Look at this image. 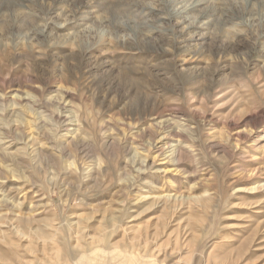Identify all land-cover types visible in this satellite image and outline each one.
<instances>
[{
    "label": "rangeland",
    "instance_id": "374dc122",
    "mask_svg": "<svg viewBox=\"0 0 264 264\" xmlns=\"http://www.w3.org/2000/svg\"><path fill=\"white\" fill-rule=\"evenodd\" d=\"M257 167L264 0H0V264H264Z\"/></svg>",
    "mask_w": 264,
    "mask_h": 264
},
{
    "label": "bare ground",
    "instance_id": "6f19581e",
    "mask_svg": "<svg viewBox=\"0 0 264 264\" xmlns=\"http://www.w3.org/2000/svg\"><path fill=\"white\" fill-rule=\"evenodd\" d=\"M243 134H244V130L243 131L240 130V131L236 132L237 139L243 138L242 137ZM245 175H246L245 180H247L249 183L245 187L237 188L236 190L238 192L241 191V192H246L248 194H257V193H260L261 191H264V169L262 167H257L255 169L248 170V171L245 172ZM207 195H208L207 193H205V195H201V196L190 194L189 195V199L191 198L190 200H194L195 202H200ZM174 196L175 197H173L172 200H175V201H173V202H176V201H179V200H183L185 198V195H181V194H175ZM166 199L167 200H171V195H168ZM107 253L108 252H106V255L104 254V257L102 255L101 256L98 255L99 257L98 256L96 257V254L92 252L93 260L95 262L92 261L89 264H120V261L122 260L121 258H116L113 252L112 253H108V254ZM84 255L85 254H83V256ZM89 255L91 256V254H89ZM82 257L80 256L79 258L82 259ZM127 261H125V262H127ZM125 262H123L121 264H129V263H125ZM144 262L145 261H143V259L142 260L141 259H137L135 264H146ZM132 264H134V263H132Z\"/></svg>",
    "mask_w": 264,
    "mask_h": 264
}]
</instances>
